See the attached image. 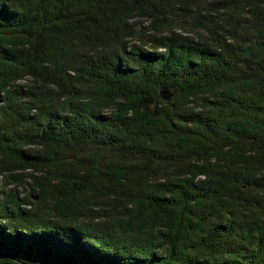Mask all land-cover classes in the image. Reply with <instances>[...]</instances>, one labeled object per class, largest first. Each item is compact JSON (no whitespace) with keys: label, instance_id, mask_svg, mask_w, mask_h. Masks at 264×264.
<instances>
[{"label":"trees","instance_id":"obj_1","mask_svg":"<svg viewBox=\"0 0 264 264\" xmlns=\"http://www.w3.org/2000/svg\"><path fill=\"white\" fill-rule=\"evenodd\" d=\"M0 264H264V0H0Z\"/></svg>","mask_w":264,"mask_h":264},{"label":"rangeland","instance_id":"obj_2","mask_svg":"<svg viewBox=\"0 0 264 264\" xmlns=\"http://www.w3.org/2000/svg\"><path fill=\"white\" fill-rule=\"evenodd\" d=\"M137 16H139V15H137ZM151 22H152V20H150L148 18L137 17V18H134L133 19V21L131 23V26H132V24H136V26L134 28L136 31L137 30H140V31L142 30V32H144V34H146L147 36H150V35H153L152 34L153 33V30L150 27ZM173 31L175 33L182 32L183 35L184 34L194 33V32L184 31L183 28H181L179 25H177V27L174 28ZM158 33L159 34H163V36H164L165 31L162 32V33L161 32H158ZM136 43H139V39L138 38H136V39L134 38L133 41H132V44H135L136 45ZM20 83H24L25 84L26 83V80H24V81H22ZM28 182H30V180ZM19 192L21 193V194H19L20 197H22V195H26V194L29 195L30 194V188L27 185L26 186L19 187ZM35 199H37V197H35Z\"/></svg>","mask_w":264,"mask_h":264},{"label":"water","instance_id":"obj_3","mask_svg":"<svg viewBox=\"0 0 264 264\" xmlns=\"http://www.w3.org/2000/svg\"><path fill=\"white\" fill-rule=\"evenodd\" d=\"M118 1H124V0H118ZM170 96H171V95H168V96L166 95L165 97H166L167 99H169Z\"/></svg>","mask_w":264,"mask_h":264}]
</instances>
